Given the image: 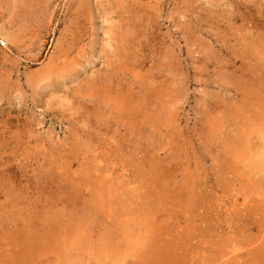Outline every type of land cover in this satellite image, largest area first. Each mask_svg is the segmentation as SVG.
Masks as SVG:
<instances>
[{"label": "rangeland", "instance_id": "rangeland-1", "mask_svg": "<svg viewBox=\"0 0 264 264\" xmlns=\"http://www.w3.org/2000/svg\"><path fill=\"white\" fill-rule=\"evenodd\" d=\"M263 53L264 0H0L1 258L86 230L264 264Z\"/></svg>", "mask_w": 264, "mask_h": 264}, {"label": "bare ground", "instance_id": "bare-ground-1", "mask_svg": "<svg viewBox=\"0 0 264 264\" xmlns=\"http://www.w3.org/2000/svg\"><path fill=\"white\" fill-rule=\"evenodd\" d=\"M263 55H264V53L262 54V56ZM243 120L245 121V119H243ZM255 188H257V187H255ZM61 231L62 230H54V232L52 231L53 234L51 233L49 236L47 234L39 235V236L37 235L34 238H31L30 241L28 240V242L25 244V248H24V252H23L24 254L22 253L23 256L21 257L19 262L14 261L15 264H43V262H45V261H43L41 259L47 258L48 256L49 257H55L54 259L56 262L54 264H90V261H88V260L86 261V258L90 259L93 256H94L95 260L101 264L104 263V262H100L102 256H106V258L109 257L108 259H111L112 261H115V262H117V260L119 258H121L123 260L128 258V261L130 262L129 258L132 257L133 259L130 258L132 261V264H165L168 257L172 256V253L170 255V249H168L171 247L167 246L168 248H166V247L162 246V244H163L162 242H161L162 244L160 245V248L156 252H155L156 248L155 249H152L149 247L146 248L143 245H141V246H143V248L145 247L146 249H144L142 251L137 250V248L135 250H132V249L128 250L129 248L128 249L125 248V250L124 249L122 250L118 246H116L115 240H113V239H112L114 241L113 243L111 240H109V242L107 244L105 243V241H103L104 242L103 245H101L98 248H93L92 246L89 245L91 242H88V236L89 235H87L88 232L86 230H73L70 232H66L65 230H64L65 232L64 231L61 232ZM59 234H61L63 236H60ZM127 234H129V233H127ZM165 234L164 233L162 234V232H161V234H159V237L160 236L163 237V235H165ZM92 237H94V236H92ZM156 237H157V235H156ZM160 239H163V238H159V240ZM164 239L166 241L165 236H164ZM139 241H141V240L139 239ZM165 241H164V245L166 244ZM157 242L153 245L158 244ZM21 244H23V243H21ZM92 244H96V243H94V241H93ZM99 244H101V243H99ZM167 244L169 245V243H167ZM7 245L8 244H4V243L0 244L2 249L6 248ZM117 245H119V244H117ZM136 245H135V247H140L138 245V243ZM153 245L151 247H154ZM125 246H127V245H125ZM158 247H159V244H158ZM0 252H2V250ZM6 254H9V253H6ZM177 256H176V258H177ZM12 257H14V256H12ZM15 258H17V257L15 256ZM11 260H14V259H11ZM178 261H177V263H178ZM9 263H12V262L8 261L6 256L4 258H1V256H0V264H9Z\"/></svg>", "mask_w": 264, "mask_h": 264}]
</instances>
